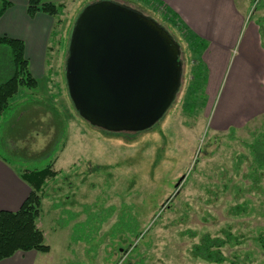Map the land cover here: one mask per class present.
Instances as JSON below:
<instances>
[{
	"label": "rangeland",
	"instance_id": "rangeland-1",
	"mask_svg": "<svg viewBox=\"0 0 264 264\" xmlns=\"http://www.w3.org/2000/svg\"><path fill=\"white\" fill-rule=\"evenodd\" d=\"M93 1L56 0L63 8L50 37L48 74L34 88L20 86L1 115L0 153L14 169L54 160L56 175L42 188L36 221L50 250L38 252L35 264H264L256 240L264 233V88L250 107L239 102L243 93L234 99L241 88H208L201 50L166 23L163 6L116 0L169 27L180 44L181 85L146 130L90 125L73 108L63 72L71 25ZM236 3L248 8L264 47V0ZM131 219L141 239L121 232V222ZM206 233L231 235L221 248L224 262L192 255Z\"/></svg>",
	"mask_w": 264,
	"mask_h": 264
},
{
	"label": "water",
	"instance_id": "water-1",
	"mask_svg": "<svg viewBox=\"0 0 264 264\" xmlns=\"http://www.w3.org/2000/svg\"><path fill=\"white\" fill-rule=\"evenodd\" d=\"M66 51L68 98L100 129H148L181 85L178 42L153 17L116 0L86 3L71 25Z\"/></svg>",
	"mask_w": 264,
	"mask_h": 264
},
{
	"label": "crops",
	"instance_id": "crops-1",
	"mask_svg": "<svg viewBox=\"0 0 264 264\" xmlns=\"http://www.w3.org/2000/svg\"><path fill=\"white\" fill-rule=\"evenodd\" d=\"M8 1L10 6L0 16V36L24 41L23 53L29 71L38 82V79L48 74V54L52 51H49L50 37L56 25V17L41 11L29 16L27 0ZM150 1L175 14L202 41L204 46L200 58L206 69L208 88L216 92L218 87L224 85L225 88L230 84L236 89H242L236 92L234 99L243 93L239 102L247 101L248 107L256 104V100L260 99L259 90L264 88V47L260 43L261 33L256 31L259 26L245 16L247 7L238 5L236 0ZM2 51L6 52L7 48H1L0 55ZM12 71L9 57L0 60V78H4L0 81L7 79ZM227 101L224 102H232ZM3 120L1 116L0 122ZM30 189L29 184L20 178L18 170L0 153V211L17 210ZM38 252L17 251L13 256L0 261V264H35Z\"/></svg>",
	"mask_w": 264,
	"mask_h": 264
},
{
	"label": "trees",
	"instance_id": "trees-1",
	"mask_svg": "<svg viewBox=\"0 0 264 264\" xmlns=\"http://www.w3.org/2000/svg\"><path fill=\"white\" fill-rule=\"evenodd\" d=\"M146 1L149 2V0ZM252 1L255 3V0ZM155 4V2H151V5L158 7V4ZM8 6H10L8 0H0V16L5 12ZM26 7L29 16H33L41 11L49 16L56 17L62 10L63 5L55 3L54 0H27ZM161 10L166 23L171 24V26L174 25L173 27L178 30L179 34L183 35L187 44L191 46V49H194L195 51L202 50L204 46L203 43H201L202 41L197 39V37L188 30L186 25L181 23L175 14L168 9L166 10L164 7H162ZM165 28L172 35L169 27ZM1 48H7V54H9L8 57L13 66V71L7 79L0 81V117L10 109L12 103L11 98L19 92L20 86L31 89L37 85V80L31 75L29 64L25 58V53H23L24 41L18 38L13 39L8 36H0V49ZM262 141L264 143V137L261 138V142ZM5 160L9 162L7 158H5ZM53 163L54 160H51L43 168L24 169L23 171L18 170L20 178L26 181L31 189L30 193L17 210H14L13 212L8 210L0 211V261L4 258L13 256L17 251L26 252L33 250L43 253L49 252L50 247L45 243L42 230L36 226V221L40 216L39 214L42 207V188L48 177L51 178L56 175V171L52 168ZM121 224L123 225V228L122 230L120 228V230L126 234L128 239L131 237H135V239L142 238V234H140L141 232L138 231L137 222L134 223L133 219L129 220V222H121ZM115 230H117V226L115 227ZM229 237H231L230 234L223 238L216 236L213 237L208 233L203 234L200 236L199 241L193 244L191 253L192 255L200 259L202 258L210 263L224 262L226 257L223 255L221 248L228 243ZM256 240L264 249V233L258 234ZM133 249L134 247L132 250ZM137 263V261L134 262L129 260L124 262V264ZM229 264L235 263L234 261H230Z\"/></svg>",
	"mask_w": 264,
	"mask_h": 264
}]
</instances>
